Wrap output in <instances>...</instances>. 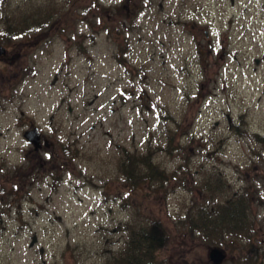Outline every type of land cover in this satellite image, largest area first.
<instances>
[{
  "label": "rangeland",
  "instance_id": "rangeland-1",
  "mask_svg": "<svg viewBox=\"0 0 264 264\" xmlns=\"http://www.w3.org/2000/svg\"><path fill=\"white\" fill-rule=\"evenodd\" d=\"M47 10L42 37L0 40V190L16 186L0 197V264H101L126 234L118 224L143 211L172 230L158 260L211 264L212 245L188 239L180 219L190 200L214 199L198 187L209 171L230 194L249 185L263 199L251 204L263 242L264 147L252 132L264 134V0H0V31L5 16ZM28 121L60 127L58 180L11 184L29 166ZM125 148H149L167 180L128 191ZM224 243L219 264H234L240 242Z\"/></svg>",
  "mask_w": 264,
  "mask_h": 264
},
{
  "label": "trees",
  "instance_id": "trees-1",
  "mask_svg": "<svg viewBox=\"0 0 264 264\" xmlns=\"http://www.w3.org/2000/svg\"><path fill=\"white\" fill-rule=\"evenodd\" d=\"M77 0H70V2ZM93 7L96 10L104 8L103 4L89 2L85 6ZM51 10L37 14L25 13V16L8 19L4 17L2 30L0 31V40L9 42L11 37L19 33H26L28 29L36 31L35 38L42 37L45 30L39 28L52 19ZM42 12V11H41ZM60 15L53 18L52 23L58 20ZM10 19V20H9ZM50 22V23H51ZM39 28V29H37ZM119 60L121 57L117 54ZM239 131V130H238ZM240 133L245 132L242 128ZM246 133V132H245ZM253 142L264 147V134L252 132ZM148 150H150L148 148ZM139 153L137 150H127L122 152L119 162L118 171L124 178L125 186L128 191L137 192L141 186L146 189L158 187L166 179L164 169L158 166L152 158L150 151ZM257 153V151H255ZM202 179L198 184L202 191L214 199L209 206L205 202L199 201L198 198L190 200L181 215V223L185 231L182 233L188 239L199 238L211 245H217L222 248L226 244L224 240L229 237L230 241L240 242L236 247L238 254L234 259V264H264V241L258 240V236H253L256 231L253 224L254 218L251 208L255 201L262 202L259 195H255L249 189V185L240 188V190L229 193L230 187L226 185L225 177L217 174L215 171L201 173ZM16 186L13 188H4L0 190V197L3 194L11 195L15 193ZM168 221L155 213L145 211L138 215L130 216L129 219L118 224L126 234L118 248L109 250V256H106L101 264H168L165 259L158 260V250L170 236ZM245 244H241L244 243ZM225 244V245H224ZM224 248V247H223ZM225 249V248H224ZM191 251V246L189 248ZM170 264V263H169Z\"/></svg>",
  "mask_w": 264,
  "mask_h": 264
},
{
  "label": "flooded vegetation",
  "instance_id": "flooded-vegetation-1",
  "mask_svg": "<svg viewBox=\"0 0 264 264\" xmlns=\"http://www.w3.org/2000/svg\"><path fill=\"white\" fill-rule=\"evenodd\" d=\"M2 55H4V54H2ZM2 55H0V57ZM8 74H9L8 72H4L3 73V79H5L6 82L8 83V85H10L11 83L9 81V75ZM3 106L4 105H2L1 107H3ZM26 124L27 125H25L21 129V134H22V137L24 138V140H26V143L30 145L26 149V153L30 154V156L28 154H27L28 157L26 156L27 157L26 159H28V161H29V166H28V168H26L27 171H26V169H23L21 171L23 173L20 172V167H16L15 172H13V175H11V178H10V181L12 182L11 184L16 183L15 180L20 181V178L22 179L23 177L26 180L28 179L29 176H33L32 178H36L37 176H39L38 173H41V175L49 176L52 181L54 179L58 180V178L61 174L53 173L54 170L57 172L58 169H54V170H52V169L54 168V166H58V168H60L62 165L61 162L59 163V160H61V158H62L61 152H62L63 145L58 146V149H56L54 147V144H55L54 141L57 138H59V136H60V134H58V132H60V127L55 125L53 128H51V126L48 125L46 128H43V127L40 128L35 123L30 122V121H28ZM32 126H37V128L39 130V135H38V137H39L38 144L39 145H37V148H34V144H30L29 141L23 136L24 130H26L28 128L31 129ZM33 163H38L40 165V166H36L35 171L32 170ZM38 170H39V172H38Z\"/></svg>",
  "mask_w": 264,
  "mask_h": 264
},
{
  "label": "water",
  "instance_id": "water-1",
  "mask_svg": "<svg viewBox=\"0 0 264 264\" xmlns=\"http://www.w3.org/2000/svg\"><path fill=\"white\" fill-rule=\"evenodd\" d=\"M6 50L4 48V45L0 43V55L6 54ZM23 136L29 141L30 144H34V148H37L38 144V135L39 130L37 126H32L31 129H26L23 132ZM207 251V258L210 260L211 264H219L222 263L223 260H225L226 252L224 251V248H220V246L212 245L208 247Z\"/></svg>",
  "mask_w": 264,
  "mask_h": 264
}]
</instances>
